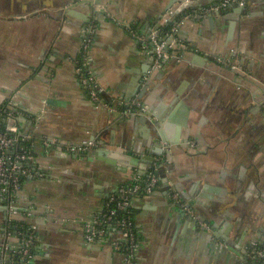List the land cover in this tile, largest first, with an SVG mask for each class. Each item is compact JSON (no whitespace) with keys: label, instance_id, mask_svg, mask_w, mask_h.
<instances>
[{"label":"crops","instance_id":"obj_1","mask_svg":"<svg viewBox=\"0 0 264 264\" xmlns=\"http://www.w3.org/2000/svg\"><path fill=\"white\" fill-rule=\"evenodd\" d=\"M79 1L0 0V104L12 100L19 133L30 136L16 150L33 152L34 174L22 181L13 214L34 229L26 264H125L113 245L114 226L93 244L85 228L119 186L165 157L163 143L170 149L159 166L162 183L129 199L139 241L135 264H258L254 250L264 247V0H244V13L235 5L218 7L222 0H193L176 14L190 15L180 34L193 49L157 68L152 47L140 37L160 31L164 14L180 0ZM90 25L88 67L104 104L90 99L75 71L82 31ZM145 104L156 123L140 120L138 106ZM46 139L62 148L86 140L97 145L60 157L45 147ZM167 181L209 227L187 218L169 198ZM3 205L0 198V226ZM29 209L34 216L24 214ZM9 243L16 246L18 238Z\"/></svg>","mask_w":264,"mask_h":264},{"label":"built area","instance_id":"obj_2","mask_svg":"<svg viewBox=\"0 0 264 264\" xmlns=\"http://www.w3.org/2000/svg\"><path fill=\"white\" fill-rule=\"evenodd\" d=\"M231 2H238L242 7L245 5L244 0H222L218 7H225ZM193 4V0H180L175 9H170L164 14L162 19L164 27L160 31L151 33L148 38L140 37L142 45L152 47L155 68L160 66L164 60L181 61L184 53L193 49L192 43L180 34V27L184 19L190 15L176 17V14L178 15L183 8H189ZM191 13L194 15L195 11H191ZM93 32V25L82 31V43L75 71L88 91L90 99L98 104H104L102 100L103 89L88 67L89 47ZM215 61L225 63L235 71L238 70L235 63L226 62L221 58H216ZM126 105L127 109L124 112L129 114L132 112V103ZM138 107H140V112H147L146 105H139ZM15 115L10 98L0 104V198L6 207L5 223L0 232V264H26L36 240L32 227L13 218V214L18 211L14 202L21 192L22 181L34 174L30 166V162L33 160L32 150L28 147H25L23 151L16 150L19 142L29 139L30 136H21L15 122ZM55 142L56 140L46 139L43 143L46 148L55 147V152L60 157L88 151L97 145L96 141L86 140L79 144H66L62 148ZM161 148L165 152V157L158 158L154 166L143 176L135 175L131 182L119 186L115 196L108 200L106 210L95 215L85 228V240L89 244H93L104 240L108 226H114L119 235L113 245L122 250L125 264H135L134 258L139 248V241L129 209V199L132 194L151 193L162 183L163 178L160 176L159 166L166 163V152L169 151L170 147L167 143H163ZM38 175L42 177V173ZM165 184H167L169 198L177 203L188 217L194 219L198 226L209 227L204 221L198 219L190 206L181 200L171 182L167 181ZM119 213L122 214L119 215ZM24 214L34 216L35 212L29 209L25 210ZM13 236L18 238L16 246L9 243ZM254 253L260 259L258 264H264V247L255 249Z\"/></svg>","mask_w":264,"mask_h":264},{"label":"water","instance_id":"obj_3","mask_svg":"<svg viewBox=\"0 0 264 264\" xmlns=\"http://www.w3.org/2000/svg\"><path fill=\"white\" fill-rule=\"evenodd\" d=\"M80 2V4H87V5H89L90 4V1L89 0H83V1H79ZM230 5H232V6H238V7H240V11H242V13H244V9H243V7L242 6H240L239 4H238V2H231L230 3ZM216 12H219L220 13V10H217ZM263 25H264V19H263V21L261 22ZM146 105V104H145ZM147 106V105H146ZM113 116H115V117H118V118H122L123 116H122V114H120V113H118V112H115V113H113ZM152 118V120L156 123L157 122V120L158 119H156L155 118V120L153 119V117H154V114H152V112H151V110L149 109V107H147V112H144V113H142V117L140 118V120L141 121H144V120H147L146 118ZM143 195V194H142ZM3 209H4V211H5V215H6V207L3 205ZM4 215V216H5ZM6 217V216H5ZM187 218H189L188 216H187Z\"/></svg>","mask_w":264,"mask_h":264},{"label":"flooded vegetation","instance_id":"obj_4","mask_svg":"<svg viewBox=\"0 0 264 264\" xmlns=\"http://www.w3.org/2000/svg\"><path fill=\"white\" fill-rule=\"evenodd\" d=\"M2 226H0V232H1ZM1 235V234H0Z\"/></svg>","mask_w":264,"mask_h":264},{"label":"trees","instance_id":"obj_5","mask_svg":"<svg viewBox=\"0 0 264 264\" xmlns=\"http://www.w3.org/2000/svg\"><path fill=\"white\" fill-rule=\"evenodd\" d=\"M158 173V172H157ZM122 213H119V215H121Z\"/></svg>","mask_w":264,"mask_h":264}]
</instances>
